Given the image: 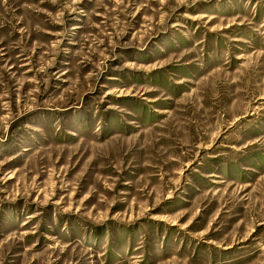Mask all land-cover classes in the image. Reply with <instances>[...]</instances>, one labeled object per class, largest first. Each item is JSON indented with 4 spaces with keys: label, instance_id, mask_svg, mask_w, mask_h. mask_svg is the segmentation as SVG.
<instances>
[{
    "label": "rangeland",
    "instance_id": "1",
    "mask_svg": "<svg viewBox=\"0 0 264 264\" xmlns=\"http://www.w3.org/2000/svg\"><path fill=\"white\" fill-rule=\"evenodd\" d=\"M0 264H264V0H0Z\"/></svg>",
    "mask_w": 264,
    "mask_h": 264
}]
</instances>
